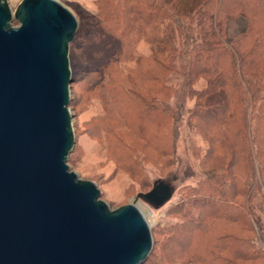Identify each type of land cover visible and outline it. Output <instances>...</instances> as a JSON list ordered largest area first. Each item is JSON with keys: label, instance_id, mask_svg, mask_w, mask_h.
Returning <instances> with one entry per match:
<instances>
[{"label": "water", "instance_id": "95a60500", "mask_svg": "<svg viewBox=\"0 0 264 264\" xmlns=\"http://www.w3.org/2000/svg\"><path fill=\"white\" fill-rule=\"evenodd\" d=\"M76 29L57 0H0V264H141L152 249L140 208L110 209L73 170ZM170 195L159 180L136 197L157 207Z\"/></svg>", "mask_w": 264, "mask_h": 264}, {"label": "trees", "instance_id": "16d2710c", "mask_svg": "<svg viewBox=\"0 0 264 264\" xmlns=\"http://www.w3.org/2000/svg\"><path fill=\"white\" fill-rule=\"evenodd\" d=\"M99 1L92 43L104 42L140 60L133 45L139 36L144 38L149 46L145 56L161 79L165 121H171L167 96L174 88L167 78L176 72L180 83L174 106L181 107L186 96H193L189 116L194 128L213 126L216 132L203 139L204 148L195 149L203 173L195 185L198 217L169 226L174 227L168 235L172 251L154 264H252L263 258L260 246L243 232H253L256 220L247 190L256 188L264 203V0ZM119 9L123 15L116 16ZM110 16L121 19L116 28L107 23ZM236 16L245 25L234 39L226 27ZM197 80L198 89L193 86ZM231 136L238 137V145ZM242 182L246 189L238 187ZM237 194L245 205L236 201ZM196 236L208 238L201 250L195 248Z\"/></svg>", "mask_w": 264, "mask_h": 264}, {"label": "rangeland", "instance_id": "374dc122", "mask_svg": "<svg viewBox=\"0 0 264 264\" xmlns=\"http://www.w3.org/2000/svg\"><path fill=\"white\" fill-rule=\"evenodd\" d=\"M19 1L9 0L11 10ZM57 1L77 19L76 35L69 51L73 170L80 179L96 184L99 198L110 209L127 203L140 208L154 240L151 255L141 264H154L161 254L172 251L174 242L168 235L174 227L169 226L198 217L201 209L195 185L203 173L197 166L201 157H195V149L204 148L203 139L215 137V129L206 125L202 130L194 128L193 118L189 116L195 101L193 96H186L181 107L174 106V94H178L180 83L176 72L167 78L174 88L167 96L171 121H165L160 101L161 79L154 75V64L145 56L149 46L144 38L139 36L133 45L134 55H141L140 60L119 52L116 47L107 48L104 42L92 43L95 29L92 23L102 8L99 0ZM116 14H122L120 9ZM115 17L110 16L107 23L116 28L121 19ZM244 25L240 16L230 19L226 27L228 36L236 39ZM200 85L201 80H197L193 86L198 89ZM230 138L234 145L239 144L238 137ZM159 180L171 188V195L163 204L154 207L136 197ZM238 185L242 189L247 187L243 182ZM260 194L256 188L247 190L248 205L256 220L252 224L253 232H243V236L253 239L263 253L264 203ZM235 199L243 205L246 203L241 194ZM207 241L208 238L196 236L195 248L201 250ZM252 264H264V257Z\"/></svg>", "mask_w": 264, "mask_h": 264}]
</instances>
